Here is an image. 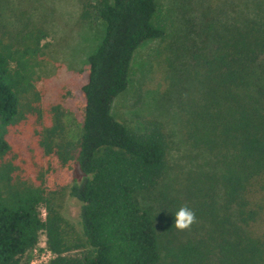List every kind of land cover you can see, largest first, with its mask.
I'll return each mask as SVG.
<instances>
[{
    "label": "trees",
    "instance_id": "obj_1",
    "mask_svg": "<svg viewBox=\"0 0 264 264\" xmlns=\"http://www.w3.org/2000/svg\"><path fill=\"white\" fill-rule=\"evenodd\" d=\"M260 4L223 0V16L210 14L197 27L196 34L206 33L192 53L200 80L184 135L208 156L210 172L201 175L190 204L171 201L167 233L175 232L181 206L195 212L196 223L160 246L155 218L138 196L167 175L166 133L158 121L128 127L111 107L127 87L138 48L170 37L168 15L157 0L83 5L81 19L94 17L103 32L87 57L78 132L66 137L55 108L38 140L51 172L61 176L49 189L13 182L14 168L4 161L8 127L23 117L34 90L44 33L1 18L11 2L0 0V264H28L39 234L50 254L44 264H264V89L250 78L264 53ZM64 198L77 206L71 216L61 211Z\"/></svg>",
    "mask_w": 264,
    "mask_h": 264
},
{
    "label": "rangeland",
    "instance_id": "obj_2",
    "mask_svg": "<svg viewBox=\"0 0 264 264\" xmlns=\"http://www.w3.org/2000/svg\"><path fill=\"white\" fill-rule=\"evenodd\" d=\"M9 1L11 6L1 18L10 17L18 25L26 23L29 28H39L44 38L41 65L34 90L28 95V106L22 110L23 117L19 116L6 133L9 151L4 161L14 168L13 182L31 187L43 184L53 189L60 184L61 176L51 172L53 162L50 165L38 140L41 132L53 124L55 108L61 116L66 137L78 132L83 105L80 89L86 80V61L97 48L103 27L94 17L86 20L80 17L83 5L94 4V0ZM157 2L161 13L167 14L173 23L171 35L166 40L149 41L138 48L131 62L127 87L114 99L111 113L116 120L132 128L142 126L145 120L158 121L166 133L167 175L154 191L138 196L141 205L155 218V229L163 246L177 234L176 230L167 233L171 201L190 204L201 175L210 172L208 156L187 144L184 125L187 104L196 97L200 80L192 53L200 48L206 32L200 30L196 34L197 27L203 26L210 14L223 16L218 10L223 0ZM258 2L264 17V0ZM250 78L264 89V53L254 60ZM64 201L61 211L65 216L73 215L76 204L66 198ZM40 214L44 217L42 207ZM43 249L44 236L39 234L35 247L27 252L28 264H44L47 258L41 257ZM160 253L163 258L162 249Z\"/></svg>",
    "mask_w": 264,
    "mask_h": 264
},
{
    "label": "clouds",
    "instance_id": "obj_3",
    "mask_svg": "<svg viewBox=\"0 0 264 264\" xmlns=\"http://www.w3.org/2000/svg\"><path fill=\"white\" fill-rule=\"evenodd\" d=\"M196 223V214L187 205L181 206L174 215V228L178 231L188 230Z\"/></svg>",
    "mask_w": 264,
    "mask_h": 264
},
{
    "label": "built area",
    "instance_id": "obj_4",
    "mask_svg": "<svg viewBox=\"0 0 264 264\" xmlns=\"http://www.w3.org/2000/svg\"><path fill=\"white\" fill-rule=\"evenodd\" d=\"M43 251H44V253L41 255V257H43V256H45L47 259H46V261L50 258V254H49V252L45 249V247H44V249H43ZM46 261H45V263H46Z\"/></svg>",
    "mask_w": 264,
    "mask_h": 264
}]
</instances>
